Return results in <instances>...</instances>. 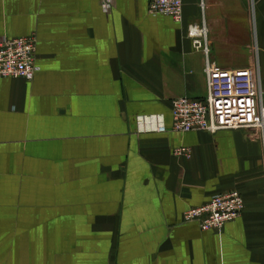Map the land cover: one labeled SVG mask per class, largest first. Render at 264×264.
<instances>
[{
  "label": "crops",
  "instance_id": "1",
  "mask_svg": "<svg viewBox=\"0 0 264 264\" xmlns=\"http://www.w3.org/2000/svg\"><path fill=\"white\" fill-rule=\"evenodd\" d=\"M149 1L0 0V39L34 35L38 67L0 79V264H264V131H170L171 101L206 94L192 25L264 87V0H182L179 22ZM230 191L221 230L183 222Z\"/></svg>",
  "mask_w": 264,
  "mask_h": 264
},
{
  "label": "built area",
  "instance_id": "2",
  "mask_svg": "<svg viewBox=\"0 0 264 264\" xmlns=\"http://www.w3.org/2000/svg\"><path fill=\"white\" fill-rule=\"evenodd\" d=\"M102 1L103 8L107 10L110 0ZM148 12L169 16L179 22L182 0H150ZM188 37L193 49L204 56L206 94L199 99L179 97L171 101L170 131L215 134L223 130L253 129L263 132L264 87L258 67L223 69L211 63L204 22L190 26ZM37 70L34 35L0 39V79L30 81ZM152 131L162 133L166 128L155 124ZM243 207L242 196L237 191L215 194L207 203L186 210L182 220L196 223L201 231L221 230L241 215Z\"/></svg>",
  "mask_w": 264,
  "mask_h": 264
},
{
  "label": "bare ground",
  "instance_id": "3",
  "mask_svg": "<svg viewBox=\"0 0 264 264\" xmlns=\"http://www.w3.org/2000/svg\"><path fill=\"white\" fill-rule=\"evenodd\" d=\"M179 98V97H178Z\"/></svg>",
  "mask_w": 264,
  "mask_h": 264
}]
</instances>
